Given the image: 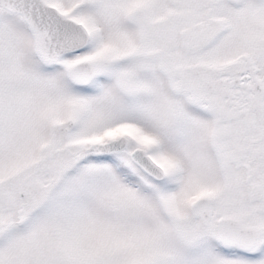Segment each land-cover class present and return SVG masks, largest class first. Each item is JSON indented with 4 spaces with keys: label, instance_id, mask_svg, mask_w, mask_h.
Wrapping results in <instances>:
<instances>
[{
    "label": "snow or ice",
    "instance_id": "1",
    "mask_svg": "<svg viewBox=\"0 0 264 264\" xmlns=\"http://www.w3.org/2000/svg\"><path fill=\"white\" fill-rule=\"evenodd\" d=\"M0 264H264V0H0Z\"/></svg>",
    "mask_w": 264,
    "mask_h": 264
}]
</instances>
